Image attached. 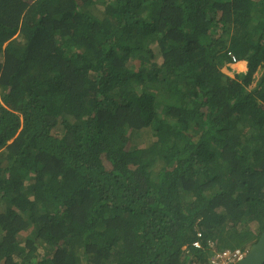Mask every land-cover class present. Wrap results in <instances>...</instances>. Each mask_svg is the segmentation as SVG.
Instances as JSON below:
<instances>
[{
  "label": "trees",
  "instance_id": "16d2710c",
  "mask_svg": "<svg viewBox=\"0 0 264 264\" xmlns=\"http://www.w3.org/2000/svg\"><path fill=\"white\" fill-rule=\"evenodd\" d=\"M260 68L264 0H0V264L257 243Z\"/></svg>",
  "mask_w": 264,
  "mask_h": 264
},
{
  "label": "built area",
  "instance_id": "2783aa9c",
  "mask_svg": "<svg viewBox=\"0 0 264 264\" xmlns=\"http://www.w3.org/2000/svg\"><path fill=\"white\" fill-rule=\"evenodd\" d=\"M234 63L237 62V59L233 58ZM199 237H203V233L199 232ZM209 247L212 252V256L209 257V264H238L241 260H243L247 256V252L236 249V250H229V249H222L218 248L217 242L213 240H207ZM196 249H203L204 244L202 242H196L194 244Z\"/></svg>",
  "mask_w": 264,
  "mask_h": 264
},
{
  "label": "water",
  "instance_id": "95a60500",
  "mask_svg": "<svg viewBox=\"0 0 264 264\" xmlns=\"http://www.w3.org/2000/svg\"><path fill=\"white\" fill-rule=\"evenodd\" d=\"M239 264H264V232L258 242L250 247L248 255Z\"/></svg>",
  "mask_w": 264,
  "mask_h": 264
},
{
  "label": "rangeland",
  "instance_id": "374dc122",
  "mask_svg": "<svg viewBox=\"0 0 264 264\" xmlns=\"http://www.w3.org/2000/svg\"><path fill=\"white\" fill-rule=\"evenodd\" d=\"M233 68L236 70V71H243L242 70V67H240V64H238V65H236V66H233ZM224 72L225 73H227L228 72V70L225 68L224 69ZM263 72H264V69H262V68H260L259 69V71H258V73L254 76V78L256 79V81L262 76V74H263ZM254 85L255 84H253L252 85V88L254 87ZM24 124H25V121L24 120H22V126H24ZM24 128V127H23ZM20 134V132L18 133V135ZM2 149H0V151H1ZM252 229H258V226L257 225H253V227H252ZM263 234V233H262ZM185 249V248H184Z\"/></svg>",
  "mask_w": 264,
  "mask_h": 264
},
{
  "label": "clouds",
  "instance_id": "9594fccd",
  "mask_svg": "<svg viewBox=\"0 0 264 264\" xmlns=\"http://www.w3.org/2000/svg\"><path fill=\"white\" fill-rule=\"evenodd\" d=\"M230 55H231V53L229 54V56H230ZM230 57L232 58V65H231L232 67L242 63V62H238V61H237L236 63H234V61H233V58H234V57H233L232 55H231ZM235 58H236V57H235ZM229 65H230V64H229ZM226 69H227V68H226ZM199 232H203V231H198L197 240L194 242V244H195L196 242H198V241H199V242H202L203 244H204V241L207 242V240H204V237H201V238L199 237ZM215 242H216V241H215ZM217 243H218V241H217ZM194 247H195V246H194ZM185 249H186V248H185ZM195 249H196V248H195ZM249 249H250V248H249ZM249 249H247V250H243V251H246V252H247V255H248ZM229 250H234V249H229ZM235 250H236V249H235ZM240 250H241V249H240ZM241 261H242V260H241ZM241 261H240V262H241ZM240 262H239V263H240ZM239 263H238V264H239ZM194 264H197V263H194ZM198 264H199V263H198ZM206 264H209V263L206 262Z\"/></svg>",
  "mask_w": 264,
  "mask_h": 264
},
{
  "label": "crops",
  "instance_id": "0c3cea01",
  "mask_svg": "<svg viewBox=\"0 0 264 264\" xmlns=\"http://www.w3.org/2000/svg\"><path fill=\"white\" fill-rule=\"evenodd\" d=\"M240 67H242V70L245 71L247 68H246V64L244 62H242L240 64Z\"/></svg>",
  "mask_w": 264,
  "mask_h": 264
}]
</instances>
